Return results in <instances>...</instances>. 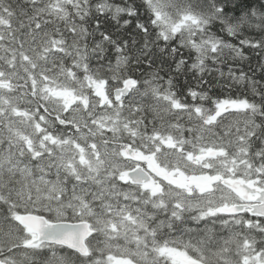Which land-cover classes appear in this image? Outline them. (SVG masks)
Here are the masks:
<instances>
[{"label":"snow or ice","instance_id":"1","mask_svg":"<svg viewBox=\"0 0 264 264\" xmlns=\"http://www.w3.org/2000/svg\"><path fill=\"white\" fill-rule=\"evenodd\" d=\"M0 264H264V0H0Z\"/></svg>","mask_w":264,"mask_h":264}]
</instances>
